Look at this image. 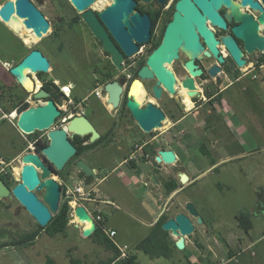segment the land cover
Wrapping results in <instances>:
<instances>
[{
	"label": "rangeland",
	"instance_id": "rangeland-1",
	"mask_svg": "<svg viewBox=\"0 0 264 264\" xmlns=\"http://www.w3.org/2000/svg\"><path fill=\"white\" fill-rule=\"evenodd\" d=\"M4 1L0 0V5ZM31 1L43 13L50 25L48 32L41 39L36 40V36L31 37L26 33H22L25 34V38L31 40V42L25 43L16 32L0 20V85L4 88L5 97L1 100L4 102L2 108L5 111H8L9 108L12 109L11 102H15L14 105H16L28 94V90L17 84L10 75L5 67V62L11 65L17 63L32 48L40 49L48 58L52 68L44 74L47 78L53 79L62 94L61 86H68L69 91H72V88L77 91V99H79L90 89L103 84L99 80L101 78L100 73L94 71V69L98 67V62L106 59V56L96 46L91 33L81 19L80 13L73 8L68 0ZM109 2L110 0H108V4ZM105 6L101 8L91 6V8L101 10ZM147 48V45L142 47L144 52ZM254 58L255 55L250 56L248 58L249 62L253 61ZM134 59V57H131L128 65H132L131 61ZM248 70L249 65L239 69L240 74L246 73L243 79L250 76ZM259 73L264 77V68ZM31 75L41 82L36 74ZM178 79H181L179 75ZM134 81H138L142 87V81L138 77H134L129 85V91ZM230 81H232L231 78H227L221 73L216 78L213 77L207 80L198 78L196 83L202 96L200 95L194 104L208 102L205 92V90H208L212 94L211 100L216 102L217 112L223 116L220 124L216 122L217 133L214 135L216 139L207 136V134L202 136L199 127L205 113V104L201 108L190 110H186L185 106L182 105L183 111L185 110L184 112H187V115L175 126H172L174 119L180 117L184 112L175 110L171 106H164L166 120L163 123L165 124L162 126L163 128H157L146 133L143 137L149 138L152 135H157V139L160 140L162 146L170 145L175 148L176 153L178 150V161L169 167L171 175L176 171L187 172L193 179L192 183L188 184L189 186L187 185L175 196L178 199L176 201L180 202L181 205L177 204L178 207L173 206L171 212L180 210L179 208L183 207L184 202L187 201L185 197L187 195L192 200L200 216H203L202 219L205 220V223L211 225V232L215 231L216 239L219 237L221 240H226L224 236L227 232V237L230 240H235L237 237L235 234L239 233L238 229L240 228H237L234 215L240 210H251L252 227L249 231L251 236L249 239H252L255 243L253 247L240 254L238 264H264V103L259 98L257 102H251L249 82V91L242 89V84L247 82L245 80L234 83L223 92L220 100L215 99L216 93L221 92L220 90L228 85ZM152 83L153 79L145 82L147 88ZM21 96L23 97L20 98ZM9 97H13V99H9ZM69 97H71V92H69ZM69 97L60 95L56 102L57 107L63 109ZM148 97L144 96L143 90L140 95L141 103H146ZM89 98L95 99L98 105L106 103L105 93L101 94L100 97L91 95ZM44 101V99H37L34 102ZM106 107L111 108L110 104ZM234 115L237 117L235 118ZM62 124L64 123L59 120L55 125ZM162 131L171 133L167 136ZM45 134L46 131H35L25 136L27 139L40 137L41 140L45 141ZM0 136L3 138L2 142L10 141L13 143L12 147L17 146L18 142L25 141L16 127L6 119L0 120ZM214 140L216 142H213ZM200 144L205 146L208 154H203L200 151ZM15 151L16 149H9L3 143L0 145V154L3 157L0 168H6L9 158ZM101 153L102 155L109 154L105 150ZM118 157L119 154L111 158L118 159ZM84 159L87 164L93 165L92 155H85ZM74 160L72 159L65 168L71 170ZM214 163L217 165L213 168ZM18 164L19 161L15 159L10 165L12 180H16V182L18 181L16 177L19 178V174L15 173L14 168ZM101 174L103 173L99 172V175ZM57 176H54V178L58 180ZM109 180V183L104 182L97 185L94 192H102L103 189L111 186V183H117L121 190V197H124L126 194L124 192L125 187L119 179L115 175H111ZM68 183L69 187L75 184H72V180H68ZM180 185L185 187L186 184L182 183ZM9 201L17 205L15 218L16 222L22 227L18 233L21 234L23 230L28 229L31 225L27 232L35 229L36 225L32 223V217L28 212L14 199ZM122 207L112 209V207L106 208L104 206L103 208V204L100 202L97 209L103 212L105 225L116 230L117 235L114 238L116 244L124 245L129 252L133 251L138 264H185L188 260L197 262L200 258L203 261L205 260L206 264H220L223 261L220 258L221 252L217 250L216 245L212 247L214 251H209L206 245H202L198 237L199 234L194 237V243L196 240L199 244L196 245L195 250L189 251V249L183 248L177 250L178 253L174 254L173 252L170 258L150 259L143 252L134 248V245L142 239L143 235V227L138 221L137 211H127L126 206ZM217 208L222 211V214L220 213L218 217L217 214L215 216L213 213L214 209ZM207 215L209 216L205 218ZM72 221L76 222L71 218L65 231L60 234L48 236L46 233H42L31 245L20 246L14 251L8 250L5 253H0V264H43L46 257L52 258L56 264H73L71 259L77 260L79 264H101L113 255L111 250L93 242L89 236L80 235L79 228H76ZM192 221L195 227L199 224L194 218H192ZM214 222H216L215 226ZM213 226L215 230L212 229ZM218 233L223 235L217 236ZM210 242L212 243V241ZM244 245L242 244L236 250H240ZM192 254H194V258L191 259L189 257Z\"/></svg>",
	"mask_w": 264,
	"mask_h": 264
},
{
	"label": "water",
	"instance_id": "water-1",
	"mask_svg": "<svg viewBox=\"0 0 264 264\" xmlns=\"http://www.w3.org/2000/svg\"><path fill=\"white\" fill-rule=\"evenodd\" d=\"M68 1L80 13L82 21L98 40L101 48L109 54L110 61L117 70L122 69V61L125 56L132 55L137 51L138 44L146 42L149 38V18L146 14H140L138 10H134L136 3L134 0H110L109 4L101 10L91 8L95 0ZM194 2L199 6L201 12L190 0H177L175 12L164 29L160 43L146 56L145 63L137 70L140 79H155L151 89L157 98L161 95L160 85L164 86L170 94H174L176 91L175 76L165 64H170L174 58L179 56V52H184L188 56L184 64L190 73L180 80V86L187 90L190 99L198 98L201 95L196 88L194 78L200 74L201 70L196 68L193 59L203 47L195 30L202 35L210 52L216 55L219 61H222L223 58L217 54L216 40L211 37L210 31L203 23L207 17L213 24L225 26L215 10L221 3L228 5L232 16L240 22L233 27V31L244 41L245 50L251 53L264 49V36L257 33L256 22L251 20L249 14L240 12L237 6L231 3V0H194ZM246 3L261 10L258 19L263 22L264 11L262 8L251 0H241V4ZM17 17L22 19V24L25 28L30 29L37 39H41L49 30L48 20L31 0H5L0 5V20L2 22L8 25ZM222 42L235 64L238 67L244 66L245 59L241 58L242 52L233 39L224 36ZM205 54L209 55V52L205 51ZM50 67V62L42 51L32 48L17 63L8 68L10 75L21 87L26 88L27 83L31 84L30 90H33V98L45 100L16 114L14 116L15 126L24 134L46 131L48 143L41 147L40 154L37 151L26 150L18 156V161L21 164L19 179L10 190L0 181V197L13 196L42 227L59 209L62 189L60 182L54 176L58 171L64 169L68 161L75 156L77 148L72 142V138L89 135L88 141L93 142L99 137V132L83 114H72L62 126L52 127L61 114V109L50 97L49 91L42 85L36 87V78L31 75L38 72L46 73ZM129 71L131 72L132 68H129ZM217 71H219V67L215 64L208 68V73L211 76H215ZM122 89V84L118 79L104 83L103 91L106 94V103L110 104L112 108L118 106ZM124 104L144 132L162 127L166 120L161 108L151 102L141 105L129 90ZM155 152L153 160L156 163L173 164L176 162V155L171 147H160ZM72 170L81 172L84 176H91L96 180L99 178L94 169L82 158L74 160ZM151 177L156 181L155 175H151ZM187 178L185 173H180L181 182H185ZM95 203L96 201L93 199L85 201V205L89 208H93ZM74 214L78 222H72L76 228H79L80 235L89 236L96 229V223L85 206L77 204ZM192 218L196 219L198 223L203 222L193 203L187 200L183 204V209L170 213L161 224V228L167 231L178 250L185 247V237L195 231ZM1 226L17 228L18 224L5 223Z\"/></svg>",
	"mask_w": 264,
	"mask_h": 264
},
{
	"label": "flooded vegetation",
	"instance_id": "flooded-vegetation-1",
	"mask_svg": "<svg viewBox=\"0 0 264 264\" xmlns=\"http://www.w3.org/2000/svg\"><path fill=\"white\" fill-rule=\"evenodd\" d=\"M108 1V0H106ZM135 6L134 10H138L140 14H146L149 18V38L146 42L138 44V49L136 52H134L130 56H125L124 60L122 61V69L117 70L111 63L109 54L106 53L102 48L98 40L92 35L96 46L100 48L104 56H106L105 60H101L98 65L94 69L100 75L104 74L106 72V69L109 68L110 72L112 74V79H118L121 84H122V92L119 98V103L116 108H107L106 106L108 105L105 103L104 105H98L97 101L93 98H89L91 96V91L93 89H90L83 97L77 99V107L75 105H70L69 109L71 110L73 114H83L93 125V127L99 132V137L95 139L93 142H89L88 138L89 135L85 136H77L79 137L80 141L77 142V149L79 150V155H77V159L82 158L84 159V156L87 155L89 152L91 154H95L102 151V149L108 150L109 153L111 154H116L119 153V158L120 161L118 162L121 169L126 170L130 169L133 170L134 172V177L137 181H140L141 177V172H139L140 169H145L147 166H155L156 162L153 160V156L151 155V151L155 150L158 147H163L160 140L157 139V135H152L151 137L147 138L144 142V144L141 146L140 139H143L144 135L149 132H144L139 125L137 124L136 120L132 118L129 110L126 108L124 102L126 100L127 94H128V88L131 83V80L134 77H138L137 75V70L145 63L146 56L160 43L164 29L167 25V23L172 19L173 13L175 12V3L177 0H134ZM193 2L195 7L201 12V9L199 6L194 2V0H190ZM252 2H256L264 11V2L263 0H251ZM232 4H235L238 8V10L242 13L249 14L251 20L255 21L257 24L256 31L260 36H264V21L261 22L258 17L260 15V11L258 7H253L249 3L246 4H241V0H231ZM219 16L222 18L223 22L225 23V26L222 27L218 24H213L209 18L205 17L204 19V26L210 31L211 37L216 40L215 46L217 48V54L220 55L223 60L219 61L217 59V56L214 55L212 52H210L208 46L205 44L204 39L202 35L197 31L196 34L198 36V40L202 45V50L199 52V54L193 59L194 64L196 65V68L200 69L201 72L198 76H195V81L197 83V79H210L213 77H217V75H221L223 73L227 78H231L232 81L228 85H226L223 89H221V93L225 92L229 87L234 85V83H238L242 80H250V99L251 102H257L258 98L259 100H262L264 103V77L260 75L259 71H261L262 68H264V52L262 53L261 51L264 50H255L251 53H248L245 48H244V41L238 37L235 32L233 31V27L238 25L240 22L236 20L232 14L230 13V7L226 5L225 3H221L219 6L215 8ZM87 27V26H86ZM12 29V28H11ZM13 30V29H12ZM22 38V40L26 42H31L29 38H25V34H22L24 32L21 31H15ZM35 35H32L31 37H34ZM228 36L233 39L237 47L241 50V58L245 59V64L242 67L248 66L249 65V72L250 76H247V78L243 79V76L246 75V73L240 74L239 69H242V67H238L233 58L231 57L228 49L225 47V45L222 42V37ZM33 40V39H32ZM38 40V39H36ZM35 40V41H36ZM34 41V42H35ZM156 44V45H155ZM145 45L148 46L146 51L144 52L142 47ZM155 45V46H154ZM141 48V49H140ZM140 49V50H139ZM40 50V49H39ZM205 51L209 52V55L205 54ZM252 55H255V58L253 61H251V64H249L248 58ZM131 57H134L135 59L131 61L132 65H128L129 59ZM188 59V56L184 52H179V56L177 58H174L170 64H165L167 68H169L174 76H175V93L170 94L166 88L162 85L161 87V95L160 97H155L154 94L152 93V85L155 82V79H153V83L147 88L145 82L147 80H152V79H146L142 80V87L141 91H138L137 95H134L135 97L139 98V102L142 105L140 101V95L143 93L144 90V96H149L145 102H151L161 108L163 113L166 116L164 106H168L171 108H174L175 110H178L180 112H184L182 105L185 106L186 110L190 109H197L201 108L204 104L205 106V113L202 116V124L199 125L201 128L202 136L206 135L209 137L214 138V135L217 133L216 129V122L219 124L221 123V118L223 117L222 115L217 112L215 105L216 102H213L211 100V97L208 98V102H200L197 105L194 103L197 102L196 100L198 98H192L190 99L187 95L186 97L189 100L193 101V106L190 109L186 108L185 105V99L183 94H179L180 90L184 91V88L180 86V80L185 76L189 75V71L185 66V61ZM215 64L219 67V71L216 72L215 76H211L208 73V68L212 65ZM52 67L49 68V70ZM129 68H132V71H129ZM178 75L180 76L181 79H178ZM245 77V76H244ZM54 82V81H53ZM18 84V83H17ZM55 84V83H54ZM56 87L52 88V91H56L57 87L59 89V86L55 84ZM68 87V86H67ZM143 88V90H142ZM199 89V88H198ZM208 90H205V92ZM185 92V91H184ZM200 92V91H199ZM209 92V91H208ZM105 93V92H103ZM201 93V92H200ZM219 93V92H217ZM216 93V94H217ZM132 94V93H131ZM186 94V93H185ZM202 96V94H201ZM96 97V96H95ZM191 101V102H192ZM143 102V101H142ZM155 102H161V103H155ZM183 103V104H182ZM145 104V103H144ZM12 112V111H11ZM187 115V112L183 113L180 117L174 119L172 126H175L177 122L181 121L184 116ZM236 118L237 116L234 115ZM94 120H93V119ZM57 123V119L55 123L53 124L52 127H60L62 125L56 126L55 124ZM165 125V124H163ZM162 125V126H163ZM171 126V127H172ZM163 128V127H160ZM17 129V127H16ZM168 129V128H167ZM18 130V129H17ZM19 131V130H18ZM154 131V130H153ZM166 131V130H165ZM152 132V131H150ZM164 132V131H162ZM20 133V131H19ZM166 133L167 136L170 135L171 132H164ZM21 134V133H20ZM24 137V142H18L17 146H13L10 141H6V143L2 142L3 138L0 136V145L3 143L5 146H7L9 149H16L15 153L9 158L8 165L3 171H0V181L10 190L16 183L12 182V171H11V162L14 161L15 159L18 160V156L23 152L26 151L28 148V141H34V150L37 151L40 154V148H37L39 144L41 143H48L47 139V134H45V141L41 140V138L36 137V138H31L27 139L25 135L29 134H21ZM86 138V139H84ZM17 139V138H16ZM15 139V140H16ZM216 139V138H214ZM18 140V139H17ZM14 142V141H12ZM95 144L89 148V149H82L83 146H86L90 143ZM213 142H216L214 140ZM221 145V144H220ZM140 149V151H139ZM175 152V151H174ZM176 155V153H175ZM0 158L2 160V155L0 154ZM0 160V161H1ZM85 160V159H84ZM70 161V160H69ZM215 164V163H214ZM92 167V166H91ZM93 168V167H92ZM149 168V167H148ZM94 169V168H93ZM65 170H68L67 168L64 167L60 172L58 171L57 175H61ZM95 173L99 176V172L94 169ZM150 171V170H149ZM145 172V171H143ZM219 172V171H218ZM60 173V174H59ZM7 174H10L11 178L6 177ZM39 174V172H38ZM75 177L77 179V182H81L84 187L86 184V176L81 172H77L75 174ZM91 177V176H90ZM165 178L162 179L161 184L163 191L166 195H170L172 193L173 195L170 196L169 200L164 204L160 206V216L163 214L169 215L171 212V209L173 206L178 207L177 204H180V202H177L174 197V194L180 193L184 188L177 184V187L171 191L170 193L166 192V189L164 187V182L168 181L171 179L169 174H165ZM19 179V178H18ZM95 178L91 177V180H94ZM99 179V178H98ZM97 179V180H98ZM144 179L148 180L149 182H152L150 172L146 171L144 174ZM179 182L180 184L185 183L181 182L180 175H179ZM96 180V179H95ZM188 180V178H187ZM186 180V181H187ZM16 181V180H15ZM142 182V181H141ZM176 182V181H175ZM13 183V184H12ZM177 183V182H176ZM94 193V192H93ZM62 194V193H61ZM95 198H96V203L95 205H98L99 202L102 201L100 197L97 196L96 193ZM176 194V195H177ZM39 199L41 197L36 194ZM62 196V195H61ZM14 199L16 202H18L13 196H6V197H0V253H5L6 251H14L17 249V239L19 235V230L22 227L16 222V212H17V205L16 203H12L9 200ZM178 200V199H177ZM192 202V201H191ZM24 208V207H22ZM180 210L183 209V207L179 208ZM197 210V209H196ZM198 211V210H197ZM215 211V212H214ZM213 213L217 217L222 214L221 209H214ZM241 211V210H240ZM250 214L252 213L251 210H247ZM239 212L234 215L235 218ZM31 216V215H30ZM32 217V216H31ZM196 220V219H195ZM32 223L36 225L37 228V223L35 222L34 218L32 217ZM203 222L205 223V220L203 219ZM202 222V223H203ZM5 223H10V224H18L17 228L13 227H6V226H1L2 224ZM216 222H214L215 226ZM32 226V225H31ZM31 226L28 227V229L31 228ZM213 226V229H214ZM206 230H211V225L209 226L208 223H205ZM35 228V229H36ZM28 229H25L24 233H31L34 229L30 230L27 232ZM215 230V229H214Z\"/></svg>",
	"mask_w": 264,
	"mask_h": 264
},
{
	"label": "crops",
	"instance_id": "crops-1",
	"mask_svg": "<svg viewBox=\"0 0 264 264\" xmlns=\"http://www.w3.org/2000/svg\"><path fill=\"white\" fill-rule=\"evenodd\" d=\"M70 92H71V97H70L71 101H73V100L75 101V102H72L71 105H75L77 107V91L74 88H72V91H70ZM146 140H148V139L147 138L140 139L141 146L144 144V142ZM163 147L166 148V147H171V146L170 145H164ZM158 148H160V147H158ZM171 148L173 150L175 149L174 147H171ZM104 150L108 152V150L102 149V151H104ZM102 151H100L98 153L95 152V154H91L90 152L88 153V154H90V156L91 155L93 156L92 167L96 171H98L100 173L102 172L103 174L99 175L100 177L98 180H95V179L90 180V183L86 184L85 188L86 189L90 188L94 192L97 185L102 184L104 182L109 183L110 182L109 177H111V175H115L119 179L120 183L122 185H124V187H125L124 192L126 194L124 195V197H121V194H120L121 190L119 189V184H117V183H111V186L107 187V189H103L102 192H98V193L94 192V193H96L97 196L102 199L101 203L103 204V208L105 206L106 208L112 207V209L113 208L116 209V208H120L122 206H126L125 208L127 211H135V212L137 211L136 213H138V215H139L138 221L141 223V227H143V235H142V238H143L148 234L150 228L159 219L160 213H161L160 206L164 205L169 200L170 196L173 195L172 193H170V195H166L163 191L161 181L163 178H165L164 177L165 174H169L171 179L176 181L177 184L180 185V182L178 179L179 175H180V173H185L188 177V180L185 181L186 185H185V187H183L184 189L187 187V185L189 183H192L193 179H191V177L188 175L187 172L176 171L174 174L171 175V171L169 170V167L171 164L159 163V164H156L155 166H147V168H145V169L139 168V172H141V177H140L141 180L137 181L134 177V173H133L134 171L133 170L121 169V167L118 163L120 161L119 157H118V159L111 158L114 155H117L119 153L111 154L108 152L109 154L102 155V153H101ZM139 151H140V149H139ZM178 152H179L178 150H177V153L175 152L176 153V161H178V159H179V153ZM155 153L156 152L152 153L151 155L154 157ZM216 165L217 164H213L212 165L213 168L216 167ZM191 170H192V168H191ZM143 171H145V172L148 171V172H150V175H155L156 181H154L152 179V177H151L152 182H149L148 180L144 179L145 172H143ZM64 173H66V172H63V174ZM76 173L77 172L72 170V169L68 170L66 175L64 174V177H62L63 175L57 176L58 181L60 183H64L66 185H69L68 180H72V182H73L72 184H74L77 182V179L75 177ZM257 189H258V187H257ZM256 191H258V190H256ZM176 194H174V197L176 196ZM185 197L187 200H190L187 195ZM190 201H192V200H190ZM208 216L209 215L205 216V218H207ZM209 221H210V218H209ZM108 228L113 229L115 231V235L112 237L111 240L113 241L114 244H116L117 242L114 240V238L117 235V232L112 227H108ZM238 230H239V233L235 234V236H237L235 238V240H230L227 237V232L224 236V237H226V240L225 239L221 240L219 237L216 239L215 233H214L215 231H212L213 232L212 233L211 230H206L204 222L199 223L195 227L194 233L191 234L190 236L185 237L184 249L187 248V249H189V251L195 250L197 246L194 243V239H195L194 237H196V235L199 234L198 237L200 238L202 245H206V247L209 251H214V250H212V247H214V245H216L217 250L219 252H221L220 258L223 261H221L220 264H238L240 262V257H239L240 254L247 251V249H250V247H253L254 243H255L254 241H252V239L251 240L249 239L251 237L249 235V231L251 230V228L248 230V234H245V233L243 234V231L241 229H238ZM221 234L222 233H218L216 235L220 236ZM210 241H212V243ZM242 244H245V245L242 248H240V250H236ZM177 250H178L177 248H174V250H173L174 254L178 253ZM234 251H236V252H234ZM129 253L134 254L135 264H138L137 257L135 255V253L133 251H131V252L128 251V254ZM192 257L194 258V254H192V256L189 258L192 259ZM202 264H206L205 260L203 261Z\"/></svg>",
	"mask_w": 264,
	"mask_h": 264
},
{
	"label": "trees",
	"instance_id": "trees-1",
	"mask_svg": "<svg viewBox=\"0 0 264 264\" xmlns=\"http://www.w3.org/2000/svg\"><path fill=\"white\" fill-rule=\"evenodd\" d=\"M156 45V44H155ZM154 45V46H155ZM20 60V59H19ZM112 74L109 70V68L106 69V72L101 75V78H99L101 83H105L106 81H109L112 79ZM38 79L42 82V86L50 92V97L54 100L56 103L57 100L59 99L60 95L64 97V95L59 91L58 87L56 91H52L53 87H56L53 79L47 78L46 75L42 72L36 73ZM248 82L250 84V80H247V82H244L242 85V89L245 90L248 88ZM1 86V85H0ZM2 87V86H1ZM247 91V92H248ZM25 94V93H24ZM207 97H211L212 94H210L208 91H206ZM223 93L219 92L217 93L214 97L215 99L220 100L221 96ZM21 96L20 98H22ZM250 97V96H249ZM2 99V97L0 98ZM9 99H13V97H9ZM15 102H11V107H13ZM10 110V108H9ZM86 139V138H84ZM80 141L79 137L75 136L72 138V142L76 145L77 148V142ZM94 143H90L86 146H83L82 149H89L91 148ZM45 143H41L38 145L37 148L45 146ZM200 151L203 154H208L207 149L205 148L204 145L200 144L199 146ZM155 150L151 151V153H154ZM79 150H76L75 156L68 161L66 165H68L72 159H76L77 155H79ZM68 170H65L67 173ZM66 173H64L66 175ZM60 174V173H59ZM64 174L62 177H64ZM82 174V173H81ZM8 178H11L10 174H7ZM91 177L86 176V182L90 183ZM14 183L16 181L12 180ZM164 187L166 189L167 193H170L177 187V183L170 179L168 181L164 182ZM62 191H64V187L61 185ZM61 191V192H62ZM62 197H61V203L59 205L58 211L51 217L49 222L45 226H39L37 224V228L34 229L31 233H21L18 235L17 243L16 245L18 247L20 246H28L34 243L37 237H39L42 233H46L48 236H54L56 234H60L65 231V229L68 226V221H69V206L67 203V198L65 195H63L62 192ZM168 215L163 214L159 217V219L154 223V225L150 228L148 234L143 237L141 240H139L135 245L134 248L136 250H139L143 252L145 255H147L150 259L153 258H170L173 254V250L175 248L174 242L170 235L167 233V231L163 230L161 228L162 222L167 219ZM237 221V226L240 228L245 234L248 233V230L252 227V221H251V216L248 211H239V214L236 217ZM89 237L93 240V242L103 245L106 249H109L113 252V255L108 258L106 261L102 262L101 264H135V256L133 253H129L128 256L123 259V260H116L119 251L116 247V245L113 243V241L105 236L102 231L97 227L90 235ZM195 245H199L198 241L195 240ZM71 262L73 264H79L77 260L71 259ZM203 260L200 258L199 261L197 262H190L189 260L185 262V264H202ZM43 264H56L55 261L52 258L46 257L45 261Z\"/></svg>",
	"mask_w": 264,
	"mask_h": 264
},
{
	"label": "built area",
	"instance_id": "built-area-1",
	"mask_svg": "<svg viewBox=\"0 0 264 264\" xmlns=\"http://www.w3.org/2000/svg\"><path fill=\"white\" fill-rule=\"evenodd\" d=\"M261 52L263 53L264 50H262ZM249 64H251V61ZM10 66H11V64H8L7 62H5V67L7 70ZM40 85H42V82H39L38 86L36 84V87L38 88ZM103 85H104V83L94 87L93 90L91 91V95L96 96V97H100L101 94H103V92H104L103 91ZM69 92L66 95L67 97H69ZM27 93L28 94L25 97H23L20 100V102H17V104L14 105V107H12V109H10L8 111H5L2 108V104L4 102H2V100L0 99V120L6 119L12 125L15 126L14 116H9L11 111H15V113L18 114L21 110H24L25 108H27L29 106H33V105H36L38 103H41V102H34L37 99L33 98V96H32L33 90H28ZM1 97L3 98V97H5V95H4V88L0 86V98ZM71 104H72V101L69 97L67 99V102H65V104H64V108L61 109V114L58 116L57 121L61 120V122L65 123V121L72 116V114H73L72 111L66 109ZM20 133L24 134L21 131H20ZM26 150H29V151L34 150V141H31V140L28 141V148ZM7 165H8V163H7ZM3 170H4V168L1 167L0 171H3ZM16 179L18 180L17 177H16ZM60 184L64 187V191H62V192H63V195H65V197L67 198V203L69 206V221L71 220V218L76 217L74 214L75 206H77V204H83L85 206L87 212L89 213V215L93 219V221L96 223V228L99 227V229L102 231V233L105 236L112 239V237L115 235V231L113 229L108 228L105 225L103 213L100 209H97L98 205H95L93 208H89L85 205V201L88 199L96 200L95 194L93 193L92 189H90V188L86 189L81 182H76L72 187H69L68 185H66L64 183H60ZM71 202H74V205H72ZM115 245L119 251V255H118L116 260L125 259L128 256V249H126L124 245H118V244H115Z\"/></svg>",
	"mask_w": 264,
	"mask_h": 264
},
{
	"label": "bare ground",
	"instance_id": "bare-ground-1",
	"mask_svg": "<svg viewBox=\"0 0 264 264\" xmlns=\"http://www.w3.org/2000/svg\"><path fill=\"white\" fill-rule=\"evenodd\" d=\"M106 4H108V1H106V0H96L91 6L93 8L94 7L101 8L102 6H105ZM8 26L10 28H12L13 30H15V31L18 30V31L24 32L28 36L35 35L30 29L25 28V26L22 24V19H20L18 17L16 18V20H13L10 23H8ZM25 72H27V71H25ZM36 84H37V86L39 85V81L37 79H36ZM25 86H26V88L28 90L31 89V84L30 83H27ZM140 87H141L140 83L138 81H134L133 84L131 85V88H130V94L132 93L134 95H137L138 94V91H141V88ZM196 88H197V85H196ZM61 90H62V92H63L64 95H67L68 92H69V87H67V86H61ZM197 90L199 91L198 88H197ZM184 91L183 90H180L179 93L180 94H183L184 99H185L186 108L187 109H190L193 106V101L192 100H189L186 97L187 90L185 88H184ZM136 98L139 100L138 97H136ZM15 115H16L15 111L10 112V114H9V116H15ZM20 168H21V164L20 163L14 168V171H15V173L17 175H18V173L20 171ZM71 204L74 205V202H71ZM73 220H75L76 222H78L77 217H74Z\"/></svg>",
	"mask_w": 264,
	"mask_h": 264
}]
</instances>
